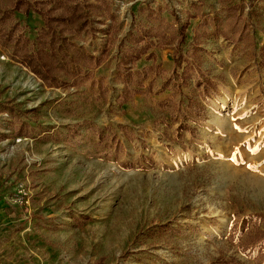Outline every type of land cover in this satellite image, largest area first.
Wrapping results in <instances>:
<instances>
[{"label": "rangeland", "instance_id": "obj_1", "mask_svg": "<svg viewBox=\"0 0 264 264\" xmlns=\"http://www.w3.org/2000/svg\"><path fill=\"white\" fill-rule=\"evenodd\" d=\"M246 2L102 0L90 11L94 28L74 41L109 53L77 88L46 87L0 48V264H254L229 227L264 215V9L251 20L252 47L204 41L198 70L217 92L195 96L202 120L188 110L194 74L161 88L173 75L172 45L135 63L165 72L144 81L154 77L148 96L120 103L115 80L119 42L139 25L187 22L185 54L202 14L223 18L224 7ZM14 17L35 41L41 17Z\"/></svg>", "mask_w": 264, "mask_h": 264}, {"label": "trees", "instance_id": "obj_2", "mask_svg": "<svg viewBox=\"0 0 264 264\" xmlns=\"http://www.w3.org/2000/svg\"><path fill=\"white\" fill-rule=\"evenodd\" d=\"M7 6L0 7V48L10 52V59L24 66L48 88L79 87L91 77L90 71L100 66L109 53L108 49L96 57L74 38L92 30L94 19L91 10L101 9V1L90 3L87 0H5ZM264 9V0H247L244 4H230L221 10L223 18L218 14H202L201 21L193 30V38L189 49L182 53V39L185 36L187 22L184 25H167L159 23L153 27L139 25L135 32L122 38L118 45L119 58L115 67V80L124 85L119 97L124 103L130 97L140 94L148 96L154 84V77L145 85L144 81L153 75L165 72L157 64L135 70V63L143 56L147 59L155 56L154 47L172 45L174 62L173 75L165 78L162 89L170 87L179 89L187 86L194 79L196 92L188 95V110H195L194 119L202 120L204 107L199 100L205 101L217 92V84L213 78L203 75L199 70L202 45L210 37H222L235 47H252L251 28ZM30 11L38 14L43 26L35 41L25 35L24 26L14 14L27 15ZM178 22V21H177ZM179 34L176 38L175 34ZM177 40L176 43H173ZM258 67H264V40L259 49ZM185 64L182 66V64ZM181 71L178 72L177 70ZM178 112H180L178 110ZM184 117L185 114H180ZM180 124L177 129H183ZM116 146L120 144L116 143ZM264 215L254 214L251 217L237 219L229 227V240L237 247L238 252L254 264H264ZM235 261V260H233Z\"/></svg>", "mask_w": 264, "mask_h": 264}]
</instances>
